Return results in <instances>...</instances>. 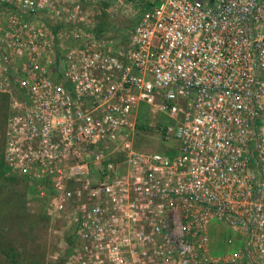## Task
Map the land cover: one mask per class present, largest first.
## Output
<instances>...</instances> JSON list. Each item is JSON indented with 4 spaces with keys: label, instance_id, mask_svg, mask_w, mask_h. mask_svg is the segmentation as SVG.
Segmentation results:
<instances>
[{
    "label": "built area",
    "instance_id": "2783aa9c",
    "mask_svg": "<svg viewBox=\"0 0 264 264\" xmlns=\"http://www.w3.org/2000/svg\"><path fill=\"white\" fill-rule=\"evenodd\" d=\"M81 8L0 0L3 164L61 264H264V0H156L119 45ZM147 117L171 151L137 147Z\"/></svg>",
    "mask_w": 264,
    "mask_h": 264
},
{
    "label": "rangeland",
    "instance_id": "374dc122",
    "mask_svg": "<svg viewBox=\"0 0 264 264\" xmlns=\"http://www.w3.org/2000/svg\"><path fill=\"white\" fill-rule=\"evenodd\" d=\"M155 1L80 0L82 10L78 16L91 22L90 29L110 40V45H119ZM9 111L8 97L0 94V264H61L70 235L59 219L47 215L45 199L3 166V134ZM147 111L142 103L139 113L146 117ZM148 117L141 119L143 127L137 128V147L171 151L177 141H164L152 124L155 120Z\"/></svg>",
    "mask_w": 264,
    "mask_h": 264
},
{
    "label": "trees",
    "instance_id": "16d2710c",
    "mask_svg": "<svg viewBox=\"0 0 264 264\" xmlns=\"http://www.w3.org/2000/svg\"><path fill=\"white\" fill-rule=\"evenodd\" d=\"M140 127H143V125L139 123V124L137 125V128H140ZM2 163H3V161H2ZM3 166H4V165H3ZM4 167H5V166H4Z\"/></svg>",
    "mask_w": 264,
    "mask_h": 264
}]
</instances>
